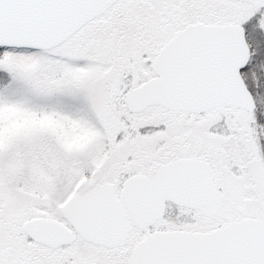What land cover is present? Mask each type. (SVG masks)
Masks as SVG:
<instances>
[{
	"label": "snow or ice",
	"instance_id": "obj_1",
	"mask_svg": "<svg viewBox=\"0 0 264 264\" xmlns=\"http://www.w3.org/2000/svg\"><path fill=\"white\" fill-rule=\"evenodd\" d=\"M0 264H264V0H0Z\"/></svg>",
	"mask_w": 264,
	"mask_h": 264
}]
</instances>
